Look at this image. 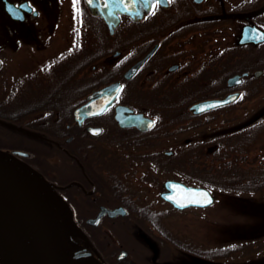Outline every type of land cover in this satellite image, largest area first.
I'll return each instance as SVG.
<instances>
[{
    "label": "flooded vegetation",
    "instance_id": "obj_1",
    "mask_svg": "<svg viewBox=\"0 0 264 264\" xmlns=\"http://www.w3.org/2000/svg\"><path fill=\"white\" fill-rule=\"evenodd\" d=\"M60 3H67L71 13L73 34L65 39L50 35L48 30L53 25L51 18L56 20ZM153 5L136 21L120 15L109 33L105 22L89 11L85 0H78L75 8L73 0H0V121L6 123V140L11 145L8 151L26 154L24 161L43 151L69 159L66 169L74 185L69 192L74 211L69 207L77 224L79 218L75 219L74 214L85 218L89 225L86 221L102 209H122L124 214L114 217L104 212L98 225L109 219L113 225L132 226L131 245L137 253L146 257L148 264H165L168 249L162 250L156 229L146 233L134 224V220L155 216V189H161L160 202L174 209L160 193L166 180H180L156 172L152 161L155 156H171L176 146L186 142L188 122L229 123L234 109L250 101L239 100L250 91L246 83L249 74L244 70L234 72V56L238 53L248 57L257 52L264 56L263 40L239 43L245 26L264 32V0H167V6L157 2ZM100 27L108 35L98 32ZM35 32L40 34L33 35ZM18 51L25 57L17 62ZM150 52L136 72L124 79L127 68ZM128 58L134 60L121 70L123 60ZM107 59L111 60L109 64ZM108 72L117 75L109 83H101ZM256 72H260L258 76ZM262 73L256 69L252 76L258 78ZM235 75L240 82L230 84ZM113 82H119L121 88L111 106L78 125L74 111L86 104L93 92ZM62 90L68 91L70 98L59 99ZM235 93L237 98L227 104L199 114L190 111L194 104ZM60 105L72 108L75 128L70 134H61L56 142L43 131L47 124L58 120ZM117 106L127 107L132 115H143L144 123L120 126L114 117ZM94 129L99 132L92 134ZM68 143L72 144L66 148ZM33 168L62 196L63 186L49 179L55 174L53 167ZM127 215L128 221H122ZM135 231L149 238L156 235L162 254L151 260L143 246L138 247Z\"/></svg>",
    "mask_w": 264,
    "mask_h": 264
},
{
    "label": "trees",
    "instance_id": "obj_2",
    "mask_svg": "<svg viewBox=\"0 0 264 264\" xmlns=\"http://www.w3.org/2000/svg\"><path fill=\"white\" fill-rule=\"evenodd\" d=\"M89 16L93 18L91 15ZM97 31H102L108 35L105 28L102 29L100 27ZM234 51L237 52L238 50L234 49ZM235 54L234 72L239 73L244 70L249 74L246 83H248L250 91L248 95L242 94L243 96L239 100L240 102L247 101V99L251 101L264 90V56H262V52H257L254 55L250 53L248 57L238 56V53ZM133 60L134 58L123 60L120 69H124ZM256 69L263 71L258 78L252 76V72ZM114 75H117V73L111 74L108 72L104 81L101 83H109ZM117 79H120L119 74ZM126 84L128 85V83ZM94 87L96 88L97 86L91 85V88ZM61 93H64V96ZM68 95H70L68 91L62 90L60 91L59 99H68L70 98ZM71 109L68 106L60 105L57 109L58 120L47 124L43 135L57 142V140L60 141L61 134L65 133L67 135L72 133V128H75V125L71 121ZM187 114L189 113L187 112ZM2 116L0 114V117ZM251 119L250 121H248L249 119L246 120V123L237 128L224 130L204 138L186 140L184 144L176 146V150L171 156H155L152 161L153 169L156 172H165V176L172 175L174 178L186 184L205 187L211 192L239 194L254 193L263 190L264 162L259 163L258 160L259 164L257 161L255 162L254 158H252L253 156L251 157V149L258 145L260 139L264 137V112H261L254 119ZM199 122H188L187 132L197 126L211 123L210 120ZM5 125L6 123L0 121V148L8 150L11 145H9L10 141L7 143L6 140L7 133H5ZM65 125H68L69 128H65ZM71 144L64 145L67 148ZM68 160L67 157L53 156L43 151L25 161L32 167H39V169L53 167L52 170L55 174L52 173L49 179L63 186L61 189L62 198L74 211V202L69 194L74 185L71 182L70 173L66 169L68 167ZM80 163L82 167L86 166L82 158H80ZM63 167L65 168L62 169ZM170 210L177 212L172 208ZM168 216V211L157 210L155 211L154 217L134 220V224L146 233H151L152 228L156 229L157 235L160 237L159 241L162 250L163 248L168 249L167 244H170V246L186 254L213 260L225 258L227 255H231L232 252L238 251L241 247L235 245L233 248L227 247L229 249L213 248L207 250L195 248L179 240L170 232L165 224ZM74 218H79L78 225L81 230L80 233H78V230H75L77 232L70 230L72 237L75 243L81 246L78 245L80 249H83L89 255L88 258H92L101 264H137V262L132 260L135 257L140 261L138 262L139 264H148L149 260L146 257L140 256L135 246L131 245L132 239L130 235L132 234V226L128 227L124 226V224L119 225L117 223L113 225L109 219H103L97 227H92L85 223V218L79 217L76 214H74ZM121 220L127 222L128 215ZM120 249L126 250L128 256L118 262L115 259V254Z\"/></svg>",
    "mask_w": 264,
    "mask_h": 264
},
{
    "label": "water",
    "instance_id": "obj_3",
    "mask_svg": "<svg viewBox=\"0 0 264 264\" xmlns=\"http://www.w3.org/2000/svg\"><path fill=\"white\" fill-rule=\"evenodd\" d=\"M199 1V0H197ZM157 2L167 6V0H85L93 15L99 16L112 33L119 22V16L125 15L136 21L148 13ZM264 41V32L255 27L242 28L239 43ZM132 64L123 74L129 79L137 68L149 57ZM260 72L254 73L258 76ZM239 76L230 78V84H238ZM121 84L113 82L88 96V102L78 107L74 113L75 122L80 125L83 119L99 115L111 106ZM237 94H230L219 100H206L190 107L193 114L221 106L233 101ZM203 109V110H201ZM115 119L120 126H134L144 123L143 115H132L124 106L115 108ZM152 122L150 121L148 126ZM97 134L99 129L90 131ZM26 154L0 149V246L7 257L8 264H97L94 261H81L76 255L70 236L71 214L67 204L56 188L44 176L26 163L22 158ZM160 197L174 208H206L214 197L203 187L187 186L182 182L167 180ZM206 195L207 202L204 200ZM184 205L181 207L180 205ZM107 212L114 217L124 214V210L102 209L99 214L86 222L97 226L100 217ZM126 252L121 251L117 259L121 260Z\"/></svg>",
    "mask_w": 264,
    "mask_h": 264
},
{
    "label": "rangeland",
    "instance_id": "obj_4",
    "mask_svg": "<svg viewBox=\"0 0 264 264\" xmlns=\"http://www.w3.org/2000/svg\"><path fill=\"white\" fill-rule=\"evenodd\" d=\"M62 4L59 5L56 20L51 18L53 25H50L51 30L48 26V30L50 35L65 39L73 33L68 4ZM38 25L40 26V23ZM37 34L40 33L35 32L33 35ZM23 56L25 57L22 51L20 53L18 51L16 61L22 60ZM110 62L111 60H106V64ZM261 112H264V92L259 93L258 96L256 95L254 99L246 104L240 103L230 115L233 117L231 122L218 121L193 129L188 131L184 138L186 140L204 138L224 130L240 127L246 123V120L254 119ZM251 153V157L253 156L255 162L257 160L259 163L264 162V137L260 139L258 145L251 149ZM155 176L160 177V179L163 178V176L157 174ZM167 176L168 178H174L172 175ZM159 191L161 189H155L153 194L156 203L155 208L158 211L169 212L165 224L179 240L204 250L233 248L235 245L241 246L238 251L232 252L231 255H227L225 258L211 260L186 254L167 244L168 252H166L165 264H264V189L254 193L239 194L212 192L214 203L208 208H189L178 212L171 211L169 205L160 202V199H158ZM71 222V227H74L80 233L81 229L77 222L74 220ZM72 232L77 231L72 230ZM133 236L135 241L139 243L138 247L143 246L145 253L152 257H150L151 260L162 254L160 246L155 242L156 235L152 234L153 239H150L151 237H147L143 232L135 231ZM77 250L83 258H88L89 255L83 249L79 250L77 248ZM117 253L115 257L118 255ZM132 260L140 262L135 257ZM0 264H8L1 246Z\"/></svg>",
    "mask_w": 264,
    "mask_h": 264
},
{
    "label": "snow or ice",
    "instance_id": "obj_5",
    "mask_svg": "<svg viewBox=\"0 0 264 264\" xmlns=\"http://www.w3.org/2000/svg\"><path fill=\"white\" fill-rule=\"evenodd\" d=\"M77 3H78V0H73L74 8L76 7ZM153 6H155V5H153ZM201 110H203V109H201ZM202 196H204V200H205V202H207L206 195L202 194ZM180 206L183 207L184 205L181 204Z\"/></svg>",
    "mask_w": 264,
    "mask_h": 264
}]
</instances>
